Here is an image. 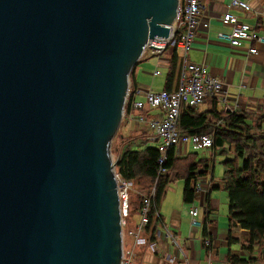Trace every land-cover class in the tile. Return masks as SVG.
Wrapping results in <instances>:
<instances>
[{
  "label": "water",
  "instance_id": "water-1",
  "mask_svg": "<svg viewBox=\"0 0 264 264\" xmlns=\"http://www.w3.org/2000/svg\"><path fill=\"white\" fill-rule=\"evenodd\" d=\"M178 0H0V264H120L111 145Z\"/></svg>",
  "mask_w": 264,
  "mask_h": 264
},
{
  "label": "crops",
  "instance_id": "crops-1",
  "mask_svg": "<svg viewBox=\"0 0 264 264\" xmlns=\"http://www.w3.org/2000/svg\"><path fill=\"white\" fill-rule=\"evenodd\" d=\"M230 1L203 0L201 24L196 30L187 62L205 66L211 76L224 83L228 107L235 109L237 115L247 116L264 130V45L259 47L258 55L249 56V43L244 42L240 48L233 49L217 37L220 33L231 32L229 27L221 23L222 15L229 12L240 22L256 28L258 35L264 38V0H240L249 5L250 12L229 8ZM174 54L178 57L179 67L173 80L169 82ZM183 66L184 59L178 46L174 49L171 46L159 57L144 55L130 74L129 100L142 102L147 92H176L182 81ZM156 72L159 74L155 75ZM138 91H141V95L137 94ZM214 112L227 115L226 109L212 99L206 100L196 109V114H204L209 122L213 121ZM141 116L157 119L161 117V113L148 108L142 112L135 111L131 106L128 112L124 111L118 134L126 140H140L142 134L146 135L148 132L151 137L153 132L137 122ZM207 150L212 151V160L205 156L198 157V151ZM119 151H122L120 146ZM174 151L176 162L184 166L169 175V183L159 206L160 222L156 227L155 239L150 241V235L142 232V241L136 248L139 256L142 253L141 264H181L185 260H188L189 264H230L228 259L234 257L257 258L258 261L251 264L264 262L260 259L262 249L256 245L250 248L249 232L239 227H230L228 195L222 185L224 168H216L217 151L200 150L192 145H180ZM119 154L120 152L117 153L116 159H119ZM230 154L232 155L231 152ZM201 160L208 161V169L201 167L202 165L198 167L197 197L188 204L183 196L186 167L190 162L199 164ZM223 161L220 162L221 165ZM199 181L204 187L202 193L197 191ZM194 208L198 210L196 226H192L190 219V211ZM139 219L137 216L131 219L130 230L136 228ZM125 238L129 239L127 247L131 246L132 239L127 234ZM204 240H210L212 246L205 248Z\"/></svg>",
  "mask_w": 264,
  "mask_h": 264
},
{
  "label": "trees",
  "instance_id": "trees-1",
  "mask_svg": "<svg viewBox=\"0 0 264 264\" xmlns=\"http://www.w3.org/2000/svg\"><path fill=\"white\" fill-rule=\"evenodd\" d=\"M176 46L177 44L173 46V49ZM178 67L179 60L174 54L169 82L173 80ZM131 103L128 99L126 112L129 111ZM256 124L247 116L236 113H227L223 116L216 112L213 114V121L209 122L204 114H196V109L182 107L178 130L186 136L209 135L214 140L212 150L220 149V154L224 156L232 153V159L226 158L222 162L224 168L222 185L228 195L230 227H239L249 232L250 248L259 246L262 249L260 259L264 261V130ZM148 133L142 134V140L131 138L126 140L120 135L118 145L122 147V151H119L118 145L116 147L117 153L120 152L116 163V173L123 180L133 184L138 192L131 196L129 214L125 219L128 229H130L131 219L134 216H140L142 196H148L156 184L160 153L155 145L148 146L151 142ZM207 163L208 161L201 160L199 164L194 162L187 164L183 196L188 204L197 197L196 181L199 178L196 171L200 165L207 170ZM182 166L184 164L176 162L174 149H170L167 162L163 166L167 172L156 185V196L148 211V224L143 230L145 234L150 235V241L155 239L156 227L160 222L159 206L169 183V175L171 172L176 173ZM228 260L230 264H251L258 261L255 257L248 259L234 257Z\"/></svg>",
  "mask_w": 264,
  "mask_h": 264
},
{
  "label": "built area",
  "instance_id": "built-area-1",
  "mask_svg": "<svg viewBox=\"0 0 264 264\" xmlns=\"http://www.w3.org/2000/svg\"><path fill=\"white\" fill-rule=\"evenodd\" d=\"M229 8H238L246 12H250V7L246 2L240 0H231ZM203 11V0H178V8L176 19L170 27V35L163 40H150L144 51V55L149 57H159L167 51L171 46L177 44L181 50V57L184 59L183 76L179 88L176 92L161 91L158 93L147 92L144 95V101L132 102V108L135 111H144L146 108L157 110L161 113L160 118L139 117L138 124L147 126L153 133L150 141L157 147L160 158L158 161V170L156 184L148 196H142V206L138 225L134 230L125 231L132 239L131 246L127 247L123 243V256L120 264H134L136 259L137 246L142 241V232L148 224V211L156 196V185L158 181L166 175V169L163 166L167 162V154L170 149H176L180 145H192L200 150L211 149L214 146V140L209 135H182L178 130V120L182 107L189 109H197L202 106L206 100L212 99L221 104L227 113L235 114L236 110H231L227 105V91L223 82L214 78L209 74L205 66L188 64L187 56L193 47L196 30L201 24V16ZM221 23L225 27H229V34H218L217 37L229 44L233 49L240 48L244 42L249 43L247 53L249 56L259 54V47L264 45V38L258 35L256 28L246 23L240 22L239 19L230 14L225 13L221 17ZM143 55V56H144ZM189 72V75H187ZM156 72L155 75H158ZM141 95V91L137 92ZM126 101L129 99V90ZM117 191L122 211V226L126 229V218L129 214L131 196L138 194L136 189L128 181L123 180L116 175ZM200 184V181H199ZM202 185L197 187V191L202 193ZM198 210L190 211V219L192 226L197 224ZM158 217V214H156ZM171 235V234H170ZM169 237V236H167ZM173 239V235H171ZM205 248H210L212 243L210 240H204ZM181 264H189L188 260Z\"/></svg>",
  "mask_w": 264,
  "mask_h": 264
},
{
  "label": "rangeland",
  "instance_id": "rangeland-1",
  "mask_svg": "<svg viewBox=\"0 0 264 264\" xmlns=\"http://www.w3.org/2000/svg\"><path fill=\"white\" fill-rule=\"evenodd\" d=\"M119 141H120V135L117 132V134L115 135V137H114V139L112 141V145H111L112 160L114 162L116 161V158H117V149H116V147H117ZM154 145L155 144L153 142H149L148 143V146H154ZM220 152H221L220 149L217 150V152H216V168L217 169L218 168H221V169L223 168V166L220 164L221 161H223L226 158H229L230 159L232 157V155L230 153L227 156H224V155L220 154ZM211 153H212V151H210V150H207V151H198L197 152L198 157L205 156V157H208L209 159L211 158ZM210 160H212V158ZM215 179H217V178H215ZM177 182H179V181H177ZM222 192H225V191H222ZM225 194H226V192H225ZM125 231L126 230H124V234H125ZM124 241H125V245L128 246L129 239L128 238H125ZM141 254L139 256L138 255V250H137L136 256L139 257V258L136 257L134 264H141V257H142ZM257 264H264V262L257 263Z\"/></svg>",
  "mask_w": 264,
  "mask_h": 264
},
{
  "label": "clouds",
  "instance_id": "clouds-1",
  "mask_svg": "<svg viewBox=\"0 0 264 264\" xmlns=\"http://www.w3.org/2000/svg\"><path fill=\"white\" fill-rule=\"evenodd\" d=\"M126 103H127V101H126ZM117 160H118V159H116V163H117ZM116 174H117V173H116ZM117 175H118V174H117ZM122 228H123V226H122ZM124 230L127 231V230H128V227L126 226V229H123V243H124V237H125Z\"/></svg>",
  "mask_w": 264,
  "mask_h": 264
}]
</instances>
